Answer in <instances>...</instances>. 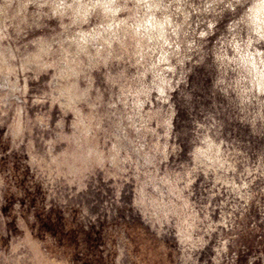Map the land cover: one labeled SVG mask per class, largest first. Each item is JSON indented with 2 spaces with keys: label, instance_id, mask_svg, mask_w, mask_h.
<instances>
[{
  "label": "rangeland",
  "instance_id": "obj_1",
  "mask_svg": "<svg viewBox=\"0 0 264 264\" xmlns=\"http://www.w3.org/2000/svg\"><path fill=\"white\" fill-rule=\"evenodd\" d=\"M0 264H264V0H0Z\"/></svg>",
  "mask_w": 264,
  "mask_h": 264
}]
</instances>
